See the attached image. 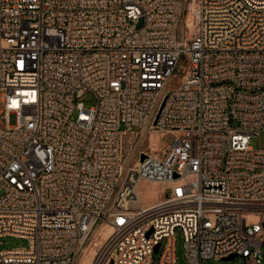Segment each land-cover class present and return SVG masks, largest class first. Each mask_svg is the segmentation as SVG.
<instances>
[{
	"label": "built area",
	"instance_id": "2783aa9c",
	"mask_svg": "<svg viewBox=\"0 0 264 264\" xmlns=\"http://www.w3.org/2000/svg\"><path fill=\"white\" fill-rule=\"evenodd\" d=\"M0 105V264H264V0H0Z\"/></svg>",
	"mask_w": 264,
	"mask_h": 264
},
{
	"label": "rangeland",
	"instance_id": "374dc122",
	"mask_svg": "<svg viewBox=\"0 0 264 264\" xmlns=\"http://www.w3.org/2000/svg\"><path fill=\"white\" fill-rule=\"evenodd\" d=\"M86 104H92L91 101H87ZM2 110V107L0 105V112ZM10 124H14V115L11 114L10 115ZM0 127H3V123L0 120ZM134 129L136 127H133ZM173 136L171 134H167L163 136V142L167 141V140H172ZM162 142V143H163ZM162 143L158 144L157 147H159L160 145H162ZM146 144H151V140L150 137H148L147 143ZM157 143L155 142V145ZM250 145L253 148H264V132L259 133L257 136H254L251 138L250 140ZM160 188L157 184L155 183H150L147 181H141L138 185V191L140 193V197L143 203H149L152 201L157 200L160 197V194L157 195V193L154 192L155 189ZM96 229V233H94V230ZM91 234L89 238L86 247L88 249V251L86 253H88L87 257H92L95 253V251L97 250V244L100 242L99 240H97V227L95 228ZM176 233V255H177V260L179 263L181 264H188V262L186 261L185 257H184V251H183V238H182V233L180 231V229H176L175 231ZM26 244V240L24 238H20V237H16V236H10V235H5V236H1L0 237V249H6V248H12V247H16V246H24ZM264 249V246H263ZM160 255V250L156 253L153 254V264L156 263L158 257ZM86 255H84V253L82 254V256H80V258H84ZM243 259L238 258V259H234V260H214V259H207L204 261V264H242ZM78 264H79V259H78ZM84 264H87V260Z\"/></svg>",
	"mask_w": 264,
	"mask_h": 264
},
{
	"label": "bare ground",
	"instance_id": "6f19581e",
	"mask_svg": "<svg viewBox=\"0 0 264 264\" xmlns=\"http://www.w3.org/2000/svg\"><path fill=\"white\" fill-rule=\"evenodd\" d=\"M149 137H150V140H151V144H150L151 148L152 149L158 148L157 147L158 144H159V136H158V134L156 132L152 131V132L149 133ZM155 142L157 143L156 145H155ZM154 192L157 193V195H158V194H160L162 192V189L161 188H157V189L154 190ZM94 233H96V229L94 230ZM106 236H107V228H105V227L97 228V240L100 241L97 244L98 245L97 248L99 247L100 243L105 239ZM92 237H90V238H92ZM88 249H89V247H88ZM88 249H87V247L85 245V247L83 248V253L86 256L84 258H80L79 257V264H84L86 262V260H87V264H89L91 259L93 258L94 255L92 257H90V258L87 257L88 253H86V252L88 251Z\"/></svg>",
	"mask_w": 264,
	"mask_h": 264
},
{
	"label": "water",
	"instance_id": "95a60500",
	"mask_svg": "<svg viewBox=\"0 0 264 264\" xmlns=\"http://www.w3.org/2000/svg\"><path fill=\"white\" fill-rule=\"evenodd\" d=\"M184 70H185V67H184V66H180V67H178V68L174 71L173 76H174V77H178L182 72H184ZM143 156H144V155H142L141 158H143ZM156 250H157V246L155 247V251H156ZM234 256H235V255H231V256L225 258V260H226V259H233Z\"/></svg>",
	"mask_w": 264,
	"mask_h": 264
}]
</instances>
